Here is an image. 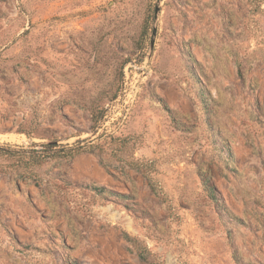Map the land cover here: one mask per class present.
Segmentation results:
<instances>
[{
  "label": "rangeland",
  "instance_id": "374dc122",
  "mask_svg": "<svg viewBox=\"0 0 264 264\" xmlns=\"http://www.w3.org/2000/svg\"><path fill=\"white\" fill-rule=\"evenodd\" d=\"M250 5L248 11L240 0L235 6L229 0H0V112L14 113L1 100L15 101V87L40 84L49 87L41 99L60 91L58 110L73 103L87 111L84 125L80 116L58 113L85 141L71 139L70 147L104 154L119 186L75 188L64 176L57 193L78 216L95 221L98 232L115 230L114 239L105 238L120 251L110 256L113 264H264L243 261L226 220L229 196L243 193L246 215L235 225L258 240L256 250L264 246V157L258 181L245 189L233 151L244 137L264 139V109L248 93L226 96L216 83L232 79L208 74L258 70L262 82L254 77L247 91H260V84L264 90V6ZM23 95L27 116L18 126L0 122V146L42 150L47 141L34 136L49 131L36 119L40 98ZM183 95L198 107L195 120L181 118ZM208 135L229 150L224 183L212 178L220 160L206 155ZM72 258L66 256L70 264L84 263Z\"/></svg>",
  "mask_w": 264,
  "mask_h": 264
},
{
  "label": "crops",
  "instance_id": "0c3cea01",
  "mask_svg": "<svg viewBox=\"0 0 264 264\" xmlns=\"http://www.w3.org/2000/svg\"><path fill=\"white\" fill-rule=\"evenodd\" d=\"M236 1L229 0V3L235 6ZM251 1L240 0V3L249 11ZM260 3L263 8L264 0H260ZM206 54L209 60H214L213 55L208 51ZM220 56L223 60L235 58L227 54ZM208 74L232 79H223L216 83L220 85L226 96L228 93L230 98L233 94L242 98V94L248 93L247 100L260 102L264 109L263 85H258L260 91L256 90L254 93L247 91L250 86H253L254 77L257 78L258 84L262 82L258 70L218 69L214 70L212 75ZM229 83L231 86L227 87ZM215 86V82L210 83V89L213 92H215ZM48 88L43 84L33 88L30 85L15 87L11 95L16 99L15 101L7 104L6 101L1 100L3 105L14 108V113L3 117L0 112V122L14 123L15 126H18L27 116L22 111L24 105L20 103V99L24 93L34 92L36 97L40 98L37 103L40 112L36 118L39 121L38 126L49 131V136L35 135V139L47 142L55 141L56 149L72 146V142H69L71 139H74L73 144L83 145L85 141L78 142V139L83 138L82 134H73L75 129L63 122L58 113H64L66 110L70 115L80 116L81 125H84L85 121H88L87 111L85 112L80 106L73 103H67L58 110L61 104L58 101L59 90L56 93L52 92L49 99H41V97L47 96ZM227 90H230V93ZM19 95L20 99H18ZM179 102L178 107L182 120H195L198 113L197 105L184 95ZM84 114L85 117H83ZM86 141L87 143L94 142L93 140ZM207 141L209 146L206 149L208 152L206 155L217 157L220 160L216 166L217 174L212 178H219V182L224 183L226 180L224 166L227 159L225 157L228 156L229 150L223 145L218 146L210 135L207 136ZM200 142L201 137L198 136L194 147L197 150L202 147ZM239 142L238 150L234 147L233 151L238 159V170L243 174L239 179L240 186H244L246 189L248 183L255 184L259 179L260 160L264 157V139L259 136L254 140L244 137ZM54 150L47 152L45 159L33 168H28L27 172H0V264H70L66 256L84 261L83 264H113L110 256L112 258L115 255L120 257V251L113 244L109 249L105 244V238L113 234L112 238L114 239L115 230L98 232L95 221L90 222L78 216L72 206L58 196L57 183L60 178L65 176L66 184L71 187L93 185L112 192L119 186V177L107 169L103 161L104 154L81 149L70 160H66L55 158L52 155ZM244 158H246L245 161ZM247 179L249 180L247 181ZM60 183L62 182L60 181ZM246 198L243 193L237 195V199L231 195L228 198L232 211L230 214L237 219H244L242 217L246 215V208H244ZM237 226L233 227V232L236 235L238 252L243 257V261L249 258L253 260V249L257 246L258 240H252L251 234L242 235L241 231L244 230ZM119 241L120 238L117 236L116 242ZM239 264H243V262H239Z\"/></svg>",
  "mask_w": 264,
  "mask_h": 264
},
{
  "label": "trees",
  "instance_id": "16d2710c",
  "mask_svg": "<svg viewBox=\"0 0 264 264\" xmlns=\"http://www.w3.org/2000/svg\"><path fill=\"white\" fill-rule=\"evenodd\" d=\"M57 143L55 141H49L47 142L42 150H9L6 148H3L0 146V158L1 157H8L13 158L12 160H9L8 163L1 164L0 163V172H13V171H19V172H27L28 168H33L35 165L40 164L43 159L46 157V153L49 151L54 150V153L52 154L55 158H62L66 160H70L75 154L79 153L81 151V147H59L55 148ZM91 151L92 150H87ZM90 189L93 191H97V186H89ZM102 191H106L105 189H102ZM121 196V194H120Z\"/></svg>",
  "mask_w": 264,
  "mask_h": 264
},
{
  "label": "built area",
  "instance_id": "2783aa9c",
  "mask_svg": "<svg viewBox=\"0 0 264 264\" xmlns=\"http://www.w3.org/2000/svg\"><path fill=\"white\" fill-rule=\"evenodd\" d=\"M226 220L229 224L232 225V230H233V227L235 226V224L238 223V219L230 213H228L226 215ZM262 254L264 255V246H262L260 250L259 249L256 250V248L253 250L254 259L262 260V262L264 263V256H262L263 258H260V255H262Z\"/></svg>",
  "mask_w": 264,
  "mask_h": 264
},
{
  "label": "water",
  "instance_id": "95a60500",
  "mask_svg": "<svg viewBox=\"0 0 264 264\" xmlns=\"http://www.w3.org/2000/svg\"><path fill=\"white\" fill-rule=\"evenodd\" d=\"M155 32H156V29L154 28V29H153V32H152L151 45H152V43H153V37H154V35H155Z\"/></svg>",
  "mask_w": 264,
  "mask_h": 264
}]
</instances>
